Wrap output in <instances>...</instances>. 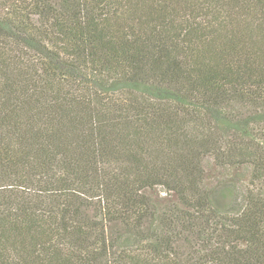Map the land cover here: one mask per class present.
I'll list each match as a JSON object with an SVG mask.
<instances>
[{"label":"trees","instance_id":"trees-1","mask_svg":"<svg viewBox=\"0 0 264 264\" xmlns=\"http://www.w3.org/2000/svg\"><path fill=\"white\" fill-rule=\"evenodd\" d=\"M0 264H264V0H0Z\"/></svg>","mask_w":264,"mask_h":264}]
</instances>
